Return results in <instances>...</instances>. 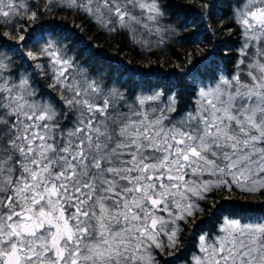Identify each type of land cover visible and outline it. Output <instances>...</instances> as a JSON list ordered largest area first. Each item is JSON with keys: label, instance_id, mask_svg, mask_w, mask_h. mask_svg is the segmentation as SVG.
<instances>
[{"label": "snow or ice", "instance_id": "obj_1", "mask_svg": "<svg viewBox=\"0 0 264 264\" xmlns=\"http://www.w3.org/2000/svg\"><path fill=\"white\" fill-rule=\"evenodd\" d=\"M172 7L0 0V264H264V0ZM88 25L144 53L194 47L142 72Z\"/></svg>", "mask_w": 264, "mask_h": 264}, {"label": "trees", "instance_id": "obj_2", "mask_svg": "<svg viewBox=\"0 0 264 264\" xmlns=\"http://www.w3.org/2000/svg\"><path fill=\"white\" fill-rule=\"evenodd\" d=\"M219 2L224 6L223 11L228 12L230 8L228 5L230 4V0H219ZM170 3L173 7L170 11L175 12L177 9L174 7L176 4H183L184 0H170ZM52 19L51 17H45V20ZM55 20L57 22H63L64 24H71L73 21L79 22L77 17L68 15L64 13L60 16H56ZM219 17H217L214 23L218 22ZM227 22V21H226ZM77 31V35L85 42L90 44L100 45L98 52L103 53L105 57L109 58H120L125 61H132L133 67H138L141 69L142 72L152 71L157 72L160 74H167L169 72L175 71L174 66L177 63H180L181 59H183L186 55V51L190 50L194 46H188L186 48H181L179 45L170 44L164 49H154L152 53H144L138 47L132 46L129 44L127 39L123 36H117L115 39H111L107 37L103 33H98L94 26L88 25L85 28L84 32ZM238 31V29L236 30ZM191 32V30H190ZM224 40H228L229 44L228 47L235 48L239 46V37L235 34L229 36L227 33L223 34L222 36L215 38V43L217 45H222ZM71 46V41H66ZM122 50V51H121ZM77 54L81 55L85 62H88L89 57L84 53V45L81 44L78 49H76ZM100 57H97L99 60ZM151 63L150 69H145L144 65ZM227 64L228 70L231 71L232 68V61L228 60L227 58L224 61ZM92 67H96V61L92 62ZM111 73V69L109 68V74ZM151 82L155 84L157 82L156 77L152 76ZM46 88V85H44ZM185 101L190 103L191 101L188 100L187 96L185 97ZM253 204H257V201H251ZM251 215L258 217L264 215V210H257L256 212L252 213ZM210 225L208 224H199L198 227L192 228V230L187 234L189 235L190 242L188 245V250L185 251V255L187 256L190 251H194V236L196 233H199L202 229L209 228Z\"/></svg>", "mask_w": 264, "mask_h": 264}]
</instances>
